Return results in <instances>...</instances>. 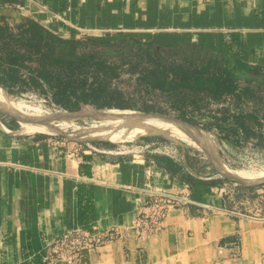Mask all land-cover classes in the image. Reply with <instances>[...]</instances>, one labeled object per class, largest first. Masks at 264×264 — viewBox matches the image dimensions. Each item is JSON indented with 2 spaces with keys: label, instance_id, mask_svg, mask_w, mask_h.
<instances>
[{
  "label": "crops",
  "instance_id": "1",
  "mask_svg": "<svg viewBox=\"0 0 264 264\" xmlns=\"http://www.w3.org/2000/svg\"><path fill=\"white\" fill-rule=\"evenodd\" d=\"M96 37L129 39L146 57L183 50L184 64L199 70V82L177 86L171 74L159 81V63L96 62L91 46L81 41ZM136 69L139 92L163 96L160 105L140 100V113L188 114L194 99L182 88L195 85L205 106L199 107L202 116L254 119L264 136V0H0V85L36 88L58 102L70 112L59 128L73 126L76 113L96 101V70L109 75L100 85L103 91L111 74L120 79ZM22 127L0 121V264H48V242L63 231L113 226H121L122 236L85 256L82 264L264 263L261 224L237 222L217 210L219 184L209 187L211 178L186 173V155L181 161L149 147H117L103 139L72 142L63 134ZM249 133L255 145L256 133ZM185 182L194 205L170 211L163 231L141 239L126 228L152 192L176 194ZM226 238L241 240L242 258L215 262Z\"/></svg>",
  "mask_w": 264,
  "mask_h": 264
},
{
  "label": "rangeland",
  "instance_id": "2",
  "mask_svg": "<svg viewBox=\"0 0 264 264\" xmlns=\"http://www.w3.org/2000/svg\"><path fill=\"white\" fill-rule=\"evenodd\" d=\"M14 28H19L14 27ZM23 28V27H21ZM25 28V27H24ZM4 29V27H3ZM108 37H96V39H107ZM24 40V39H23ZM110 40V39H108ZM82 45L91 46L90 50L91 55L90 57L94 58L96 62H108V63H115L118 64L124 60L133 61V65L137 63H141L142 61L150 63H159L161 64L160 67H163L159 72L161 73L160 76L164 75H172V78L176 83L185 84V82H192L194 83V79L197 75H199L198 70L193 66H188L184 64L186 61V57L181 51H168L163 50L162 53H159L158 57L156 56H149L146 57L144 52H138L137 47L134 48L133 45H129L131 40L129 39H120L116 42H112L113 44L109 46L106 44L105 41H95V40H85L82 39ZM21 41H19L20 43ZM81 48V47H80ZM134 48V50H133ZM84 48V53L88 51ZM89 51V52H90ZM185 52V51H184ZM192 51H186L189 55H193ZM81 55V54H80ZM194 57H196L194 55ZM85 58V55L83 56ZM86 59V58H85ZM84 59V60H85ZM189 63V62H186ZM132 66V65H131ZM165 67H168L169 70H165ZM133 68V67H132ZM187 69V70H186ZM130 72V71H129ZM128 72V75L124 76L119 79V76H112L110 75V85L105 87L102 91L101 84H106L108 76H104L103 73L95 71L96 76H98L95 82L99 85L98 88L95 90V102L89 108L81 109L83 111H78V119L74 122L73 119V126H69L65 129V131L58 130L53 132L54 134H63V136L67 137L72 142H88V141H98V138H87L88 133L86 132L93 127H101L103 123L100 119L96 116H88L87 119H80L79 117L83 114L88 112H98V111H105V110H117V111H135V112H143L140 109L143 108L142 100L143 98L151 104L158 103L159 105L162 104L163 96L157 97L155 94L148 93L145 91L139 92V84L137 82V78L140 73V70ZM145 73L154 72V71H144ZM157 71H155L156 73ZM114 73V72H112ZM117 74L119 72H116ZM167 73V74H166ZM4 74L1 70L0 75ZM150 76V74H149ZM153 75L152 77H156ZM3 77V76H2ZM113 77V78H112ZM170 78V77H169ZM4 79V78H3ZM190 79V81H189ZM0 88L7 93V95L12 98L15 102L23 105L24 111L28 114H35L37 113L36 110L40 112V116L46 117L49 114H66L70 112H66L61 110L58 106V102L51 101L47 96L41 94L38 89L34 88L30 91L22 90L23 87L18 88H11L8 89L5 85H0ZM20 89V91H19ZM176 91H181L178 87L175 88ZM184 89V95L189 96L190 100L194 99V101L190 104V110L188 114H181L180 112H176L172 114L174 117L171 118L172 121H162V122H172L178 123L179 125L197 128V130L203 131L210 135L212 144L214 148H208L205 151L202 147L201 149H197L196 147L191 146L189 143L184 141L178 137H170L164 134H142V135H135V136H128L123 137L120 139H103L106 141H110L115 146H131V147H149L148 149L154 150L158 153V156H169L172 155L179 158L181 161L185 158L188 161V165L190 169L186 171L191 177H206L211 178L213 187L215 184H219L220 191L219 194L222 193V204L221 207H216L217 210L224 211L232 220H236L239 222L240 220H248L253 221L258 224H261L262 228L264 229V179L258 180L252 183L250 186H243L238 181L233 180L225 176V174H221L215 163L213 162V158L218 161L221 165H223L227 172H232L233 174L236 172H244L248 174L252 173L256 175L260 170L264 173V136L262 129L259 127L260 124L253 125L254 119L250 118H243V119H234L230 117H220L215 118V116L211 113L207 114L206 117L202 116L204 103L202 105L201 101H198L200 93H198L197 86H190L189 88H182ZM112 94H109V93ZM126 93L125 94H120ZM107 94V95H106ZM128 97V98H127ZM176 97H182V95L176 94ZM135 98V99H134ZM192 101V100H191ZM176 101V105H177ZM0 104V121L4 119H9V121L13 122V125L18 129H21L22 125L19 119L15 116L14 113L10 112L7 107ZM202 107L199 109V107ZM130 109H127V108ZM166 108V107H165ZM35 109V110H34ZM202 112V113H201ZM75 114V113H74ZM29 116V115H28ZM29 118H32L29 116ZM36 119L35 117H33ZM75 118V117H73ZM157 118V117H155ZM260 120V119H259ZM258 120V121H259ZM161 121V120H159ZM261 121V120H260ZM99 124V125H98ZM93 126V127H92ZM129 126V127H128ZM132 125H124L116 127L115 130H126L125 132H130L133 130ZM125 128V129H124ZM127 128H130L127 130ZM23 130V127H22ZM24 131V130H23ZM247 131L255 132L256 135L254 142L256 141L255 145L250 140V133ZM25 132V131H24ZM86 139H85V137ZM84 137V138H83ZM205 146V145H204ZM206 147V146H205ZM129 148H126L122 151H128ZM183 155L185 157H183ZM254 170V171H253ZM250 171V172H249ZM253 171V172H251ZM258 174H263L262 172ZM257 174V175H258ZM185 189L188 191L189 196L187 197V202H185L181 206H176L175 208L171 209H190L194 202L191 198V187L188 183H183ZM221 186V187H220ZM182 190V189H181ZM222 190V191H221ZM168 211L167 214L159 221L158 226L159 228L154 231L152 234L138 237L135 233L133 228V222L136 220L137 215L132 218V222L130 224L125 225L126 228L133 229L135 233V237L146 239L148 237L154 236L165 229V221L170 213ZM196 211H192L190 214L194 216ZM121 226H113L106 228L105 230H117L118 235L116 236L117 241L123 234L118 228ZM74 229V228H73ZM99 228H96V230ZM71 230V229H69ZM103 230V229H99ZM55 239H58V235L53 237L47 246V253H46V261L48 264H54L56 262L52 261L53 255V242ZM105 241V244L100 246L98 251L105 247L106 245L111 244L114 242ZM242 242L240 239H232L226 238L223 239L220 244L218 245L217 249V257L215 262H225V261H238L242 258ZM58 253V249L56 250L55 254ZM264 262V260H263ZM145 264V263H143ZM264 264V263H263Z\"/></svg>",
  "mask_w": 264,
  "mask_h": 264
},
{
  "label": "bare ground",
  "instance_id": "3",
  "mask_svg": "<svg viewBox=\"0 0 264 264\" xmlns=\"http://www.w3.org/2000/svg\"><path fill=\"white\" fill-rule=\"evenodd\" d=\"M0 88V104L7 107V109L14 113L18 118L23 122L24 130L26 131H36V132H45V133H53L58 130H64V128H59L60 125L64 123L69 117L65 114H49L46 117L40 116V112L38 110L35 114H28L24 111L23 105L15 102L12 98L7 96L6 92ZM1 105V106H2ZM35 110V109H34ZM32 118H29V116ZM70 116V115H68ZM88 116H96L101 120L103 126L101 127H93L92 129L87 130L88 133L87 138H98V139H120L128 136H137L142 134H164L170 137H178L189 143L191 146L196 147L197 149H201L202 147L205 151L208 148L212 147V141L207 133L197 130V128H191L183 125H179L178 123L172 122H162L158 119L152 118L148 115H145L140 112L135 111H117V110H105L100 112H89L85 114V116L80 117V119H87ZM35 117L36 119H34ZM72 125V124H71ZM99 125V124H98ZM124 125H132L133 130L130 132H125L124 130H115L116 127L122 128ZM129 127V126H128ZM125 129V128H124ZM130 128H127V130ZM85 137V136H84ZM83 137V138H84ZM85 137V139H86ZM206 147H205V146ZM254 171V170H253ZM251 171V172H253ZM261 171V170H260ZM259 171V172H260ZM250 172V171H249ZM258 172V173H259ZM262 172V171H261ZM234 178L239 179L242 182L253 183L258 180L264 179V173L253 175L252 173L248 174L244 172H229ZM258 174V175H257ZM256 264V263H255ZM263 264V263H258Z\"/></svg>",
  "mask_w": 264,
  "mask_h": 264
},
{
  "label": "built area",
  "instance_id": "4",
  "mask_svg": "<svg viewBox=\"0 0 264 264\" xmlns=\"http://www.w3.org/2000/svg\"><path fill=\"white\" fill-rule=\"evenodd\" d=\"M181 189L176 194L165 189L151 193L148 203L139 210L133 222V228L138 237L152 234L159 228V221L168 211L187 202L189 193L185 187ZM117 235V230H87L80 227L65 230L53 242L52 261L63 264H82L85 256L97 253L105 241H114ZM57 249L58 253L55 254Z\"/></svg>",
  "mask_w": 264,
  "mask_h": 264
},
{
  "label": "water",
  "instance_id": "5",
  "mask_svg": "<svg viewBox=\"0 0 264 264\" xmlns=\"http://www.w3.org/2000/svg\"><path fill=\"white\" fill-rule=\"evenodd\" d=\"M150 117H152V116H150ZM152 118H155V117H152ZM155 119H158V120H161V121H172L173 120V119L171 120V118H155ZM212 160L215 163V165L217 166V168L219 169V171L221 172V174H223V175L225 174L226 177L238 181L243 186L252 185V183L242 182L239 179L234 178L230 173L227 172L226 168L223 165L218 163V161L216 159L213 158Z\"/></svg>",
  "mask_w": 264,
  "mask_h": 264
},
{
  "label": "trees",
  "instance_id": "6",
  "mask_svg": "<svg viewBox=\"0 0 264 264\" xmlns=\"http://www.w3.org/2000/svg\"><path fill=\"white\" fill-rule=\"evenodd\" d=\"M93 40H95V41H105L106 42V44H108L109 46H111L114 42H116V40H114V39H110V40H108V38L107 39H93ZM113 42V43H112ZM129 45H133V43H129ZM138 45H139V47H142V46H140V44H138V43H136V44H134L133 46H135V47H138ZM145 47V46H144ZM143 47V48H144ZM197 53V52H196ZM157 56L158 57H160L158 54H157ZM197 58V57H196ZM198 70V69H197ZM198 72H199V70H198ZM167 75H162V76H157V78L159 77V79L161 78H167L166 77ZM201 76V74H200V72H199V75H197L196 77H195V79H194V83L195 84H197L198 82H199V77ZM161 79L159 80V81H161ZM158 80L156 81V83L157 82H159ZM173 81H174V79H173ZM174 83L177 85V86H179V84H177L175 81H174ZM157 84H159V83H157ZM211 184L212 183H210L209 184V187L211 186Z\"/></svg>",
  "mask_w": 264,
  "mask_h": 264
}]
</instances>
